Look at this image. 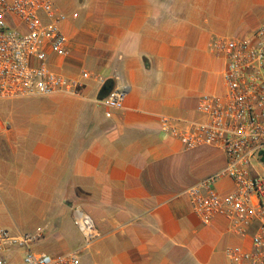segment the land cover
I'll return each instance as SVG.
<instances>
[{
  "label": "crops",
  "instance_id": "crops-1",
  "mask_svg": "<svg viewBox=\"0 0 264 264\" xmlns=\"http://www.w3.org/2000/svg\"><path fill=\"white\" fill-rule=\"evenodd\" d=\"M56 4L68 16L61 29L69 53H53L49 66L89 77L76 94L0 99L3 225L42 231L41 252L77 251L85 264H231L226 248L243 240L223 215L203 223L189 194L226 166V153L186 150L161 119L179 127L203 119L200 97L224 91L216 43L251 36L264 23V0ZM114 88L125 93L123 107L107 117L98 99ZM212 188L235 186L222 177ZM78 213L94 221L89 243Z\"/></svg>",
  "mask_w": 264,
  "mask_h": 264
},
{
  "label": "built area",
  "instance_id": "built-area-1",
  "mask_svg": "<svg viewBox=\"0 0 264 264\" xmlns=\"http://www.w3.org/2000/svg\"><path fill=\"white\" fill-rule=\"evenodd\" d=\"M67 18L56 0H0V99L78 93L87 71L71 78L49 66L53 53H69L61 29ZM215 49L226 63L224 91L200 97L201 121L179 127L163 117L161 128L186 150H224L226 166L189 189L193 212L205 224L217 215L228 218L229 231L243 240L226 248L231 264H264V23L251 36L220 39ZM124 97L114 88L98 103L111 117ZM222 177L233 181L234 190L222 194L212 188ZM75 223L86 243L98 236L88 214L78 213ZM42 237V231L12 232L0 219V264H85L77 251H36Z\"/></svg>",
  "mask_w": 264,
  "mask_h": 264
},
{
  "label": "rangeland",
  "instance_id": "rangeland-1",
  "mask_svg": "<svg viewBox=\"0 0 264 264\" xmlns=\"http://www.w3.org/2000/svg\"><path fill=\"white\" fill-rule=\"evenodd\" d=\"M1 153H6L7 154L8 150L0 148V154ZM8 212H9L8 205L4 201H2L0 199V219L2 218V215H7ZM7 227L9 229H11L12 232L13 231H17V229L13 225H8ZM45 238L44 239L41 238V239H39L38 241L35 242L34 249L36 251H42L44 249V247L47 245V238H46V240H45ZM48 253H50V252H48Z\"/></svg>",
  "mask_w": 264,
  "mask_h": 264
},
{
  "label": "trees",
  "instance_id": "trees-1",
  "mask_svg": "<svg viewBox=\"0 0 264 264\" xmlns=\"http://www.w3.org/2000/svg\"><path fill=\"white\" fill-rule=\"evenodd\" d=\"M107 84H108V83H106V84L104 85V87H103V91L105 90V88H107ZM111 90H112V89H111ZM111 90H110V91H111ZM110 91L106 92V93L104 94V96L107 95Z\"/></svg>",
  "mask_w": 264,
  "mask_h": 264
}]
</instances>
